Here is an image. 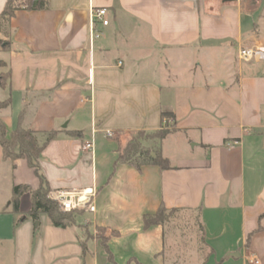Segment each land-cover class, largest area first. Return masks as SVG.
I'll use <instances>...</instances> for the list:
<instances>
[{
    "label": "crops",
    "instance_id": "obj_1",
    "mask_svg": "<svg viewBox=\"0 0 264 264\" xmlns=\"http://www.w3.org/2000/svg\"><path fill=\"white\" fill-rule=\"evenodd\" d=\"M101 7L109 24L91 45V10ZM2 36L8 135L19 123L59 131L40 157L50 189L98 194L72 226L14 213L13 187L41 180L0 149V264H167L166 225L143 222L161 204L197 212L204 264H264V61L238 58L264 44V0H49L16 10ZM163 108L176 118L162 142L173 168L116 163L138 131L160 128ZM30 207L25 193L21 211Z\"/></svg>",
    "mask_w": 264,
    "mask_h": 264
},
{
    "label": "trees",
    "instance_id": "obj_2",
    "mask_svg": "<svg viewBox=\"0 0 264 264\" xmlns=\"http://www.w3.org/2000/svg\"><path fill=\"white\" fill-rule=\"evenodd\" d=\"M49 7V0H7L3 11L0 13V29H8L16 10H42ZM10 40H1L0 52L9 49ZM5 62L0 58V65ZM9 77V73H8ZM6 86V84L2 85ZM11 103V98L0 100V110ZM175 113L171 109L163 108L161 111V126L155 131L140 130L133 136L127 145L120 150L116 163H125L141 170L144 165L155 164L162 169L173 168L170 160L163 155L162 142L167 135L176 128ZM59 135V131L50 130L39 133L32 128L25 127L19 123L8 135L7 126L0 117V149L4 159L12 161L18 158H26L30 167L40 177L41 185L33 189L28 184H20L12 190V211L23 213L35 220L39 219L41 213H46L52 224L57 227H67L75 224V211H63L60 206L49 198L50 187L41 172L40 157L45 146ZM155 154V156L152 155ZM25 193L31 195V207L28 211H21V198ZM177 208H167L161 204L157 212L145 214L143 222L145 227L152 225H166L170 219H177L179 215ZM113 264H116L115 262Z\"/></svg>",
    "mask_w": 264,
    "mask_h": 264
},
{
    "label": "rangeland",
    "instance_id": "obj_3",
    "mask_svg": "<svg viewBox=\"0 0 264 264\" xmlns=\"http://www.w3.org/2000/svg\"><path fill=\"white\" fill-rule=\"evenodd\" d=\"M244 7L246 10H250L253 9L255 5L251 6L245 3ZM2 33L3 29H0L1 40L7 41V39L2 36ZM8 78V71L7 68H5V64L0 65V85H7ZM135 135H137V133ZM3 192L4 187L0 183V195ZM1 201L2 198L0 196V202ZM22 205L24 207L30 205V198H24ZM76 222L75 214V224ZM166 231V250L169 261L167 264H204L209 249L203 242V230L199 223L197 212H186L181 214L177 219H170V221L166 223ZM97 234L103 235V230H98Z\"/></svg>",
    "mask_w": 264,
    "mask_h": 264
},
{
    "label": "built area",
    "instance_id": "obj_4",
    "mask_svg": "<svg viewBox=\"0 0 264 264\" xmlns=\"http://www.w3.org/2000/svg\"><path fill=\"white\" fill-rule=\"evenodd\" d=\"M109 10L105 7L93 8L90 14V42L93 45L102 36V31L98 25H108L107 16ZM238 58L242 62H261L264 61V44L253 46H243L239 48ZM84 150H92L93 142H87L83 146ZM98 190L94 186L86 188H59L49 192V198L55 201L63 211H94L96 209L95 200ZM250 264H261L257 257L249 259Z\"/></svg>",
    "mask_w": 264,
    "mask_h": 264
},
{
    "label": "water",
    "instance_id": "obj_5",
    "mask_svg": "<svg viewBox=\"0 0 264 264\" xmlns=\"http://www.w3.org/2000/svg\"><path fill=\"white\" fill-rule=\"evenodd\" d=\"M152 155H153V156H155V154H154V153H152Z\"/></svg>",
    "mask_w": 264,
    "mask_h": 264
}]
</instances>
